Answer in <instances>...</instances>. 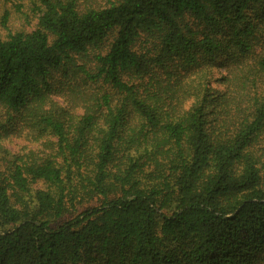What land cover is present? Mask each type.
I'll use <instances>...</instances> for the list:
<instances>
[{"label":"trees","instance_id":"1","mask_svg":"<svg viewBox=\"0 0 264 264\" xmlns=\"http://www.w3.org/2000/svg\"><path fill=\"white\" fill-rule=\"evenodd\" d=\"M37 2L0 34V264H264V0Z\"/></svg>","mask_w":264,"mask_h":264},{"label":"rangeland","instance_id":"2","mask_svg":"<svg viewBox=\"0 0 264 264\" xmlns=\"http://www.w3.org/2000/svg\"><path fill=\"white\" fill-rule=\"evenodd\" d=\"M112 0H77L81 10L97 9L107 6ZM37 0H0V34L5 37L9 32H31L37 23ZM6 18V26L3 21ZM220 77L217 72L214 75L213 88L220 89L216 79ZM5 150L11 155L27 153L40 148V144L30 143L24 138H11L2 143Z\"/></svg>","mask_w":264,"mask_h":264}]
</instances>
